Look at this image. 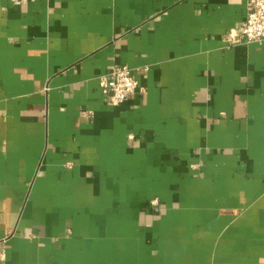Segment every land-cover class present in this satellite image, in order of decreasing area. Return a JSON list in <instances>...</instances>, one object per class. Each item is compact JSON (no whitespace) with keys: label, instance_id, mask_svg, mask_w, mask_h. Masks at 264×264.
Segmentation results:
<instances>
[{"label":"crops","instance_id":"1","mask_svg":"<svg viewBox=\"0 0 264 264\" xmlns=\"http://www.w3.org/2000/svg\"><path fill=\"white\" fill-rule=\"evenodd\" d=\"M247 2L0 0V264H264Z\"/></svg>","mask_w":264,"mask_h":264},{"label":"built area","instance_id":"2","mask_svg":"<svg viewBox=\"0 0 264 264\" xmlns=\"http://www.w3.org/2000/svg\"><path fill=\"white\" fill-rule=\"evenodd\" d=\"M30 1L33 0H15V3L26 4ZM236 33L235 38H229V43H258L264 40V0H248L246 17L238 25ZM99 80L113 106L124 104L140 90L134 72L126 66L111 68ZM151 204L156 205L157 200H152Z\"/></svg>","mask_w":264,"mask_h":264}]
</instances>
